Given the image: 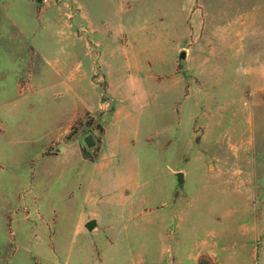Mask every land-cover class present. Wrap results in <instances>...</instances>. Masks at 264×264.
I'll list each match as a JSON object with an SVG mask.
<instances>
[{
	"label": "rangeland",
	"instance_id": "1",
	"mask_svg": "<svg viewBox=\"0 0 264 264\" xmlns=\"http://www.w3.org/2000/svg\"><path fill=\"white\" fill-rule=\"evenodd\" d=\"M0 264H264V0H0Z\"/></svg>",
	"mask_w": 264,
	"mask_h": 264
},
{
	"label": "water",
	"instance_id": "2",
	"mask_svg": "<svg viewBox=\"0 0 264 264\" xmlns=\"http://www.w3.org/2000/svg\"><path fill=\"white\" fill-rule=\"evenodd\" d=\"M184 56H185V52L184 51H182L181 52V55H180V57L181 58H184ZM84 142H85V144H86V146L87 147H91L93 144H94V140H93V137H92V135H87L85 138H84ZM87 154H88V152H87ZM177 177H178V182L179 183H181L182 182V173H178L177 174ZM95 225V221L94 220H90V221H88L87 223H86V227L88 228V229H91V228H93V226Z\"/></svg>",
	"mask_w": 264,
	"mask_h": 264
},
{
	"label": "crops",
	"instance_id": "3",
	"mask_svg": "<svg viewBox=\"0 0 264 264\" xmlns=\"http://www.w3.org/2000/svg\"><path fill=\"white\" fill-rule=\"evenodd\" d=\"M87 112H90V111H87ZM91 113V112H90Z\"/></svg>",
	"mask_w": 264,
	"mask_h": 264
}]
</instances>
